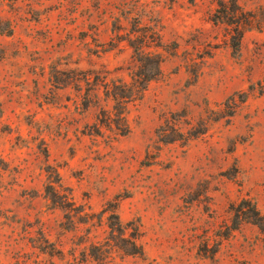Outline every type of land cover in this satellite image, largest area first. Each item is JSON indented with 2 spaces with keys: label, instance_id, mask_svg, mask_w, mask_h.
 <instances>
[{
  "label": "rangeland",
  "instance_id": "obj_1",
  "mask_svg": "<svg viewBox=\"0 0 264 264\" xmlns=\"http://www.w3.org/2000/svg\"><path fill=\"white\" fill-rule=\"evenodd\" d=\"M0 264H264V0H0Z\"/></svg>",
  "mask_w": 264,
  "mask_h": 264
},
{
  "label": "trees",
  "instance_id": "obj_2",
  "mask_svg": "<svg viewBox=\"0 0 264 264\" xmlns=\"http://www.w3.org/2000/svg\"><path fill=\"white\" fill-rule=\"evenodd\" d=\"M220 6H221V8H222V15L224 16L225 15V17H227V15L229 16L230 15V12H229V10H228V8L226 7V5L224 4V2H221L220 3ZM241 16H243V13L242 14H240ZM235 17H239V16H235ZM231 18V17H230ZM233 18V17H232ZM235 19V18H234ZM229 21H231V20H229ZM237 30V32L239 33L240 32V30H239V28H237L236 29Z\"/></svg>",
  "mask_w": 264,
  "mask_h": 264
}]
</instances>
